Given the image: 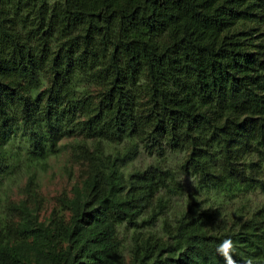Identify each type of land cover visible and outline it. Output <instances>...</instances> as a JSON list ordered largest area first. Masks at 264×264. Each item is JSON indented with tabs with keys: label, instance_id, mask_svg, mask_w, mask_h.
Here are the masks:
<instances>
[{
	"label": "trees",
	"instance_id": "obj_1",
	"mask_svg": "<svg viewBox=\"0 0 264 264\" xmlns=\"http://www.w3.org/2000/svg\"><path fill=\"white\" fill-rule=\"evenodd\" d=\"M259 190L264 0H0V264H264Z\"/></svg>",
	"mask_w": 264,
	"mask_h": 264
},
{
	"label": "rangeland",
	"instance_id": "obj_2",
	"mask_svg": "<svg viewBox=\"0 0 264 264\" xmlns=\"http://www.w3.org/2000/svg\"><path fill=\"white\" fill-rule=\"evenodd\" d=\"M151 161L152 158L143 153L137 157L130 167H144ZM78 169L79 166L69 160L67 151H63L57 156H52L44 169L40 168L38 170V182L41 195L44 198V214L50 212L56 204L57 197L62 192L72 188L78 175ZM189 180L190 178L187 177V182H190ZM257 197L264 200V191L259 190Z\"/></svg>",
	"mask_w": 264,
	"mask_h": 264
}]
</instances>
